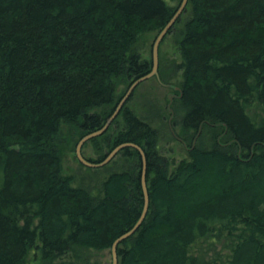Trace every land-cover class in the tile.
Segmentation results:
<instances>
[{"label":"trees","instance_id":"1","mask_svg":"<svg viewBox=\"0 0 264 264\" xmlns=\"http://www.w3.org/2000/svg\"><path fill=\"white\" fill-rule=\"evenodd\" d=\"M180 3L0 0V264H92L86 250L111 249L134 227L140 151L124 148L127 167L99 178L64 173L63 150L102 128L121 86L151 71L138 44ZM169 37L181 61L164 52ZM159 74L163 85L181 77L173 123L198 138L190 159L171 169L150 115L129 105L134 93L90 140L93 162L123 142L147 156L149 211L119 264H264V0H189L160 45Z\"/></svg>","mask_w":264,"mask_h":264},{"label":"rangeland","instance_id":"2","mask_svg":"<svg viewBox=\"0 0 264 264\" xmlns=\"http://www.w3.org/2000/svg\"><path fill=\"white\" fill-rule=\"evenodd\" d=\"M157 33L149 34L139 42L140 50L145 54L146 57H151L152 46ZM164 52L169 54L170 59L181 61L180 54L177 49L172 47L171 38H167L164 42ZM181 83V77L171 80L168 85H163L159 82L156 76L140 83L134 91V96L130 101L129 105L135 108L141 115H150L152 125L159 130L158 138V152L160 155L166 157L171 163V169L174 168L179 162L184 159H190L189 152L192 145H197L199 142L197 137L194 139L190 138L187 141L179 135V127L174 126V118L176 110L179 106L177 99L179 92L174 88L179 86ZM122 92H126L127 86H121ZM122 118L118 117V124H112L110 129L106 132L103 140H100L99 147L102 151L108 149L107 143L103 145L104 139L114 137L119 131ZM222 130V129H221ZM224 135V132L221 133ZM179 137V138H178ZM219 140L221 136L218 137ZM185 140L186 144L182 141ZM75 139L69 141V146L63 150V170L64 173H73L80 177H91L96 176L102 178L108 175L110 172L115 170L124 169L127 167L128 161L118 154L111 162L106 166L100 168H90L84 165L76 157V146ZM211 133L206 131L201 139V144L210 146L211 144ZM98 142L89 141L84 145L83 153L85 157L97 160L99 158ZM107 146V148H106ZM241 153V152H240ZM85 258L92 264H112L113 256L110 248L102 250H86ZM69 259V255L65 257V260ZM85 261V260H84ZM32 264H39L40 260L38 257L32 256ZM83 263V262H82Z\"/></svg>","mask_w":264,"mask_h":264},{"label":"water","instance_id":"3","mask_svg":"<svg viewBox=\"0 0 264 264\" xmlns=\"http://www.w3.org/2000/svg\"><path fill=\"white\" fill-rule=\"evenodd\" d=\"M189 0H181L180 5L178 6L177 10L175 11V13L173 14L172 18L169 20V22L163 27V29L158 33V35L156 36L154 42H153V46H152V60H153V66L150 72H148L147 74L138 77L137 79H135L127 88L125 94L123 95V97L121 98V100L119 101V103L117 104L114 112L112 113V115L110 116V118L108 119V121L105 123V125L93 132L87 133L86 135H84L77 143L76 146V157L79 159V161L81 163H83L84 165L88 166V167H92V168H96V167H101L104 166L106 164H108L110 161H112L121 150H123L124 148L127 147H132V148H136L140 151L141 156H142V161H143V170H142V187H143V193H144V207H143V211L138 219V221L136 222V224L134 225V227L126 232H124L121 236H119L117 239H115V241L112 244L111 247V252H112V256H113V262L112 264H119V255H118V248L119 245L122 241H124L125 239H127L128 237H130L133 233L136 232L137 228H139L142 224V222L144 221V219L147 216V213L149 211V207H150V193H149V188H148V182H147V175H146V168H147V156L146 153L144 151V149L142 148V146H140L137 143H133V142H123L118 144L117 146H115L109 153L108 155L105 157L104 160H102L101 162H93L89 159H87L83 153V148L84 145L90 141L91 139L98 137L100 135H102L110 126V124L112 123V121L118 116L119 112L121 111V109L123 108V106L127 103V101L129 100V98L131 97V95L134 93L135 89L138 87V85L154 76L158 77V79H160V74H159V63H160V45L163 41V39L165 38V36L168 34V32L170 31V29L173 27V25L176 23L177 19L182 15V13L185 11L187 4H188ZM173 86V85H172ZM176 89H180L178 86L175 87ZM181 95H182V91H181Z\"/></svg>","mask_w":264,"mask_h":264},{"label":"bare ground","instance_id":"4","mask_svg":"<svg viewBox=\"0 0 264 264\" xmlns=\"http://www.w3.org/2000/svg\"><path fill=\"white\" fill-rule=\"evenodd\" d=\"M178 20V19H177ZM88 159V158H87ZM111 162V161H110Z\"/></svg>","mask_w":264,"mask_h":264}]
</instances>
